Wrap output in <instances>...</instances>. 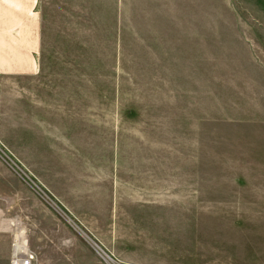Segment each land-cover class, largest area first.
<instances>
[{"label": "rangeland", "instance_id": "1", "mask_svg": "<svg viewBox=\"0 0 264 264\" xmlns=\"http://www.w3.org/2000/svg\"><path fill=\"white\" fill-rule=\"evenodd\" d=\"M39 7V72L0 86V264H264V0Z\"/></svg>", "mask_w": 264, "mask_h": 264}, {"label": "crops", "instance_id": "2", "mask_svg": "<svg viewBox=\"0 0 264 264\" xmlns=\"http://www.w3.org/2000/svg\"><path fill=\"white\" fill-rule=\"evenodd\" d=\"M42 23L39 0H0V86L6 76L31 78L39 72ZM5 192L0 188V201ZM6 216L0 205V258L6 257L11 245V237H6L16 230ZM14 250L19 251L18 245Z\"/></svg>", "mask_w": 264, "mask_h": 264}, {"label": "built area", "instance_id": "3", "mask_svg": "<svg viewBox=\"0 0 264 264\" xmlns=\"http://www.w3.org/2000/svg\"><path fill=\"white\" fill-rule=\"evenodd\" d=\"M33 263V257L30 254H19L18 256H15L10 264H32Z\"/></svg>", "mask_w": 264, "mask_h": 264}, {"label": "bare ground", "instance_id": "4", "mask_svg": "<svg viewBox=\"0 0 264 264\" xmlns=\"http://www.w3.org/2000/svg\"><path fill=\"white\" fill-rule=\"evenodd\" d=\"M19 250H20V248H19ZM16 254H18V252Z\"/></svg>", "mask_w": 264, "mask_h": 264}, {"label": "water", "instance_id": "5", "mask_svg": "<svg viewBox=\"0 0 264 264\" xmlns=\"http://www.w3.org/2000/svg\"><path fill=\"white\" fill-rule=\"evenodd\" d=\"M102 257H104V256H102ZM105 259V258H104Z\"/></svg>", "mask_w": 264, "mask_h": 264}]
</instances>
